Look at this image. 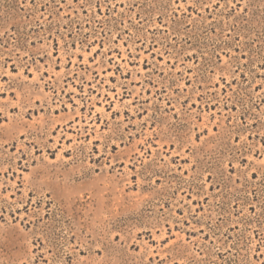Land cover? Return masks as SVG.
<instances>
[{"label": "rangeland", "instance_id": "rangeland-1", "mask_svg": "<svg viewBox=\"0 0 264 264\" xmlns=\"http://www.w3.org/2000/svg\"><path fill=\"white\" fill-rule=\"evenodd\" d=\"M0 264H264V0H0Z\"/></svg>", "mask_w": 264, "mask_h": 264}]
</instances>
